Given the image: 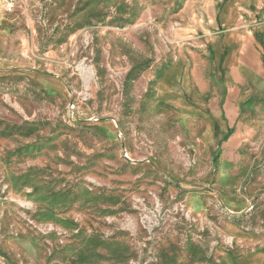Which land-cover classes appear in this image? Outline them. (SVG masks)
<instances>
[{
    "label": "rangeland",
    "instance_id": "rangeland-1",
    "mask_svg": "<svg viewBox=\"0 0 264 264\" xmlns=\"http://www.w3.org/2000/svg\"><path fill=\"white\" fill-rule=\"evenodd\" d=\"M207 1L18 0L0 11V264L264 253V137L241 166L220 168L163 88L175 60L205 52ZM255 6L263 15L264 0Z\"/></svg>",
    "mask_w": 264,
    "mask_h": 264
},
{
    "label": "crops",
    "instance_id": "crops-1",
    "mask_svg": "<svg viewBox=\"0 0 264 264\" xmlns=\"http://www.w3.org/2000/svg\"><path fill=\"white\" fill-rule=\"evenodd\" d=\"M257 2H201L202 21L212 29L205 52L180 56L163 74L177 121L190 122L197 151L221 154L224 169L241 166L242 154L264 137V14L252 11ZM253 255L260 256L255 264H264V253L241 257L239 264Z\"/></svg>",
    "mask_w": 264,
    "mask_h": 264
},
{
    "label": "built area",
    "instance_id": "built-area-1",
    "mask_svg": "<svg viewBox=\"0 0 264 264\" xmlns=\"http://www.w3.org/2000/svg\"><path fill=\"white\" fill-rule=\"evenodd\" d=\"M18 0H0V11L11 13L17 4Z\"/></svg>",
    "mask_w": 264,
    "mask_h": 264
}]
</instances>
